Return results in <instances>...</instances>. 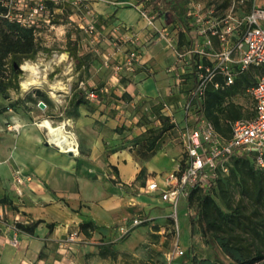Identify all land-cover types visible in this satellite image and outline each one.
<instances>
[{"label": "crops", "instance_id": "crops-1", "mask_svg": "<svg viewBox=\"0 0 264 264\" xmlns=\"http://www.w3.org/2000/svg\"><path fill=\"white\" fill-rule=\"evenodd\" d=\"M112 1L116 4L97 6L104 33L114 25H127L139 34L142 44L146 43L150 28L140 17L135 4L148 3L165 12L159 17L162 21H158L159 24L179 28L181 43H187L191 38L186 15L183 22L169 19L166 0ZM104 19L110 21L108 27L102 24ZM101 45L106 46L104 42ZM143 50L135 70L123 80L126 84L121 82L114 91L134 99L155 101L161 98L163 91L167 94V85L173 83L172 74L167 72L173 58L166 49L164 59L155 61L146 54V45ZM108 51L120 61L126 56L114 46ZM103 70V66H95V72L91 71V76L81 80L84 87L95 83L103 94L108 93L111 81L117 78L102 76ZM242 109L246 115L245 108ZM251 109L252 112L244 117L254 116V102ZM77 111L82 118L88 112L82 105ZM20 125L19 131L8 129L13 133L11 137L4 136L0 140V264H54L61 255L59 240L79 228L82 221H91L93 227L86 233L87 240L71 254L73 264H121V254L111 260L106 259L108 253L102 257L101 252L109 248L131 252L132 243L141 242L139 234H146V228L151 229L156 224L160 226L157 233L165 232V217L171 207L157 199L159 192H147L146 185L155 179L152 165L166 153L158 152L148 160H140L130 149L137 136L146 129L122 130L123 124L117 122V118H110L100 125H88L86 129L76 124L73 128L76 137L70 132L68 135L78 143L79 152L76 149L72 151L75 154H69L45 139L41 123L23 121ZM172 159L175 164L171 171L178 167L175 158ZM16 175L23 181L21 194L15 189ZM138 216L145 222L132 229L126 241L107 248L106 244L119 239V226ZM19 224L34 225L33 232L22 229ZM14 238L18 241L16 245L12 243ZM41 251L43 256L39 257Z\"/></svg>", "mask_w": 264, "mask_h": 264}, {"label": "built area", "instance_id": "built-area-1", "mask_svg": "<svg viewBox=\"0 0 264 264\" xmlns=\"http://www.w3.org/2000/svg\"><path fill=\"white\" fill-rule=\"evenodd\" d=\"M6 8L5 16L23 26L40 30L42 25L54 27L56 18L66 17L69 24L84 31L88 38H81L79 44L98 55H103V64L108 67L111 55L100 48L106 34L100 25L99 4H116L112 0H1ZM146 26L153 31V41H163L171 52L173 61L167 72L172 74L173 83L168 94L186 90L191 78L193 86L184 103V112L191 114L196 96H204L209 86L228 87L250 67L264 68V0H188L186 18L191 26V38L181 43L179 28L159 24V13L150 4H135ZM110 42L116 50L127 43L138 44L139 34L127 25H114L109 31ZM140 60L137 49H132L125 59V65L134 69ZM122 65L114 67V74ZM80 87L84 82L80 81ZM250 92L255 114L239 118L231 123V135L222 136L214 124L199 118L196 123L186 125L183 130L185 159L182 165L165 174L162 183L156 179L146 185L147 192H159L162 201L176 211L181 199H187L193 187L210 188L220 174L229 172L233 155L252 153L256 164L264 167V71ZM89 97H96L95 91H88ZM168 107L167 103H164ZM21 125L10 122L9 130L19 131ZM50 142V141H49ZM52 143V142H50ZM54 144V143H53ZM79 152V145L76 144ZM68 152V151H66ZM75 154V152H72ZM16 191L22 193L23 181L15 176ZM145 219L138 216L131 222L119 226V238L127 235ZM86 233L73 229L59 242L60 257L54 264H73L72 253L86 241ZM14 238L12 243L17 244ZM185 254L179 237L173 241L172 249L166 254L165 264H179Z\"/></svg>", "mask_w": 264, "mask_h": 264}, {"label": "rangeland", "instance_id": "rangeland-1", "mask_svg": "<svg viewBox=\"0 0 264 264\" xmlns=\"http://www.w3.org/2000/svg\"><path fill=\"white\" fill-rule=\"evenodd\" d=\"M156 1L154 0V2ZM69 21L66 17H59L56 18L54 27L41 26L40 30H38V35L45 50L41 51L35 59L26 60L20 64L17 69L19 76L17 87H11L7 95L0 94V140L4 136H12L13 133L9 132L7 128L10 122L22 124L23 121H26L40 125L44 119L51 120L55 126L62 124L64 133L74 148L72 151L76 150V141L69 137L68 132L75 136L73 128L76 127V124L86 129L88 125H100L109 121L110 118H117V122L123 124L122 130H132L133 128L144 130L155 127L161 131L158 140V152L166 154H161L152 165L154 167L152 177L162 183V176L170 172L175 164L172 158H175L178 165L183 163L185 159L183 146L184 127L186 125L193 126L198 119L194 109L191 114H186L183 109L188 92L193 86L191 78L188 80L185 91L175 95H169L168 93L166 94V91H163L161 98L155 101L134 99L128 94L126 96L123 92L116 93L114 89L121 82L126 84L123 80L129 78V72H133L135 68L133 70L127 68L124 63L126 56L123 61L111 56L112 63L106 67L103 64V55H98L77 43L78 54L86 63L79 68L76 57L70 53L69 49L74 46L77 39L88 38L89 36L84 31L77 30L73 24H69ZM158 21L162 22L161 20ZM109 22L108 19H104L102 24L108 27ZM105 34L106 38L103 42L106 46L101 45L100 48L103 53L110 56L108 48L114 45L109 41V32H105ZM144 45H146V54H150L151 59L155 61L164 59L166 46L163 41H153L152 30H147L146 43L142 44L141 40H139L138 44H127L122 46L120 50L127 55L132 49H137L141 55L144 53ZM169 54L171 55V52ZM26 63L37 67L39 80L43 81L41 84L33 85L30 88L23 87L22 82L34 75L32 70L22 67ZM117 64L122 65V70L118 74H114V67ZM95 66H103L104 73L102 76L114 75L117 79L116 81H111L109 91L105 94L100 91L99 87H96L95 83L88 85L87 90L95 91L97 96L87 97L89 100L88 106L82 104L88 110L82 118L79 117L77 111L79 106L71 104L70 99L73 91L78 87L81 88L80 81L82 79L85 80L86 76H91V71L92 73L95 72ZM263 71L264 68L250 67L240 76L241 85L239 90L232 96V99L245 108V116L252 112L251 108L253 106V99L248 89L256 83L258 76ZM248 74H252L253 79L250 85H245L244 77ZM170 79L173 80L171 75ZM167 87L169 86L167 85ZM36 90L46 94L51 103L43 108L40 107V102H43V100L34 94ZM160 101L167 103L168 107L162 106ZM151 103L156 106L159 104L156 112L151 110ZM102 110L103 113L99 114ZM73 117H76L77 121L73 120ZM69 119H72V121H69ZM40 128H42L45 139L53 142L48 136V130L41 125ZM130 149L133 150V153L137 151L136 147H131ZM135 156L137 157V154ZM248 167L247 173L243 176L234 177L231 172L224 175L222 177L223 190L216 186L213 197L224 211L228 212L232 207L240 205L252 217V220L260 222L264 219V206L256 201L254 186L256 181L263 176L264 167L257 166L252 161H249ZM262 183L264 186V181ZM157 199L162 201L160 194ZM196 207V203L190 204L187 199H181L176 211L171 209L170 213L166 215L164 223L166 230L163 234L157 233L160 229L158 224L151 229L146 228V234H139L141 242L132 243L131 252L115 251L109 248L105 251L106 254L108 253L106 259L114 260L118 258V254H121V264H165L166 254L172 249L173 241L179 237L180 246L185 250V254L179 261L182 264H202L203 262L230 264L231 261L217 246L206 241V237L202 234L198 223H189V218L195 214ZM131 233L110 243V245L126 241ZM163 236H165V239H163ZM263 263L264 260L259 264Z\"/></svg>", "mask_w": 264, "mask_h": 264}, {"label": "trees", "instance_id": "trees-1", "mask_svg": "<svg viewBox=\"0 0 264 264\" xmlns=\"http://www.w3.org/2000/svg\"><path fill=\"white\" fill-rule=\"evenodd\" d=\"M166 1L171 20L183 22L188 0ZM158 9L159 7L155 6L154 10L160 16L165 15V12L158 11ZM5 11L6 8L0 0V94L3 95H7L9 89L17 87L19 83L16 64L20 65L26 60H33L41 51L45 50L38 35V30L23 26L17 21L9 19L5 16ZM80 39H77L74 46L69 49L70 53L76 57L79 68L86 64L84 59L78 54L76 44L80 42ZM239 79L240 76L234 84L224 88L209 86L206 94L204 96H196L192 103V110H195L198 119L206 118L210 120L214 124L216 131L225 137L231 135L230 122L245 116L242 106L232 99V96L239 90L241 85ZM252 79V74L245 76V85H250ZM34 94L42 98L46 105L51 103V100L42 91L36 90ZM125 95L128 96L127 94ZM87 97V88L78 87L73 91L70 103L74 106L82 104L88 106L89 100ZM160 102L162 106L165 103L163 101ZM158 107L159 104L156 106L151 103L152 111L156 112ZM160 135L161 131L158 128L150 127L137 136L133 145L137 149L136 153H134V155L137 154V157H135L140 160H148L158 153ZM249 161L256 164L252 153L245 152L233 155L229 164V172L234 177L243 176L249 169ZM141 172H143V168ZM228 173L220 174L210 188L196 186L190 190L187 201L190 204L196 203L197 207L195 214L189 218V223H198L202 234L206 237V241L217 246L231 261L230 264H259L264 260V219L260 222L252 220V217L240 205H236L226 212L213 197L216 186L223 190L222 177ZM263 181L264 174L260 180L256 181L254 186L256 201L262 206H264ZM19 226L26 231L33 232L34 225L19 224ZM92 227L93 223L91 221L79 223V229L85 233H88ZM109 246L110 243L107 244V248ZM105 251L107 249L101 252L102 256H105ZM42 256L43 251L39 254V257ZM202 264L213 263L203 262Z\"/></svg>", "mask_w": 264, "mask_h": 264}, {"label": "bare ground", "instance_id": "bare-ground-1", "mask_svg": "<svg viewBox=\"0 0 264 264\" xmlns=\"http://www.w3.org/2000/svg\"><path fill=\"white\" fill-rule=\"evenodd\" d=\"M22 67L24 69L32 70L34 73V75L31 78L22 82L23 87L30 88L33 85H39L43 82L39 80V76H38L39 71L37 70L36 66L31 65L30 63H26ZM41 125L47 128L48 136L53 141V143L57 144L64 150L72 152L74 148L72 147L71 141L66 137L62 124L55 126L51 120L44 119Z\"/></svg>", "mask_w": 264, "mask_h": 264}, {"label": "water", "instance_id": "water-1", "mask_svg": "<svg viewBox=\"0 0 264 264\" xmlns=\"http://www.w3.org/2000/svg\"><path fill=\"white\" fill-rule=\"evenodd\" d=\"M20 65L16 64V68L18 69ZM46 104L44 102H40V107H45ZM69 154H71L72 152L71 151H68Z\"/></svg>", "mask_w": 264, "mask_h": 264}]
</instances>
